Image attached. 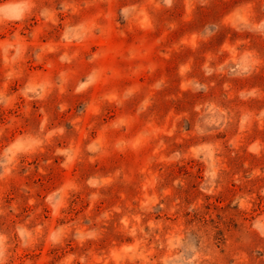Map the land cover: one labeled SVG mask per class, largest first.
I'll use <instances>...</instances> for the list:
<instances>
[{
	"label": "rangeland",
	"instance_id": "374dc122",
	"mask_svg": "<svg viewBox=\"0 0 264 264\" xmlns=\"http://www.w3.org/2000/svg\"><path fill=\"white\" fill-rule=\"evenodd\" d=\"M0 264H264V0H0Z\"/></svg>",
	"mask_w": 264,
	"mask_h": 264
}]
</instances>
